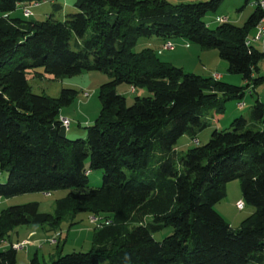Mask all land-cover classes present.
Instances as JSON below:
<instances>
[{"label": "trees", "instance_id": "trees-1", "mask_svg": "<svg viewBox=\"0 0 264 264\" xmlns=\"http://www.w3.org/2000/svg\"><path fill=\"white\" fill-rule=\"evenodd\" d=\"M49 1L0 0V171L7 172L0 198L67 193L50 214L37 203L0 211V241L20 226L58 227L65 217L87 213L101 219L91 250L50 264H264V105L255 101L248 118L215 129L206 144L184 155L175 151L179 138L194 140L218 122L219 96L239 102L249 85L264 84V76L255 77L264 53L245 45L260 10L241 27L224 22L214 29L204 18L224 0H76L62 21L8 17L19 4ZM150 37L217 50L227 72L246 86L185 73L152 49L133 51L139 38ZM39 69L54 78L84 71L108 76L86 138L68 139L59 120L75 90L62 89L57 98L31 92L27 74ZM119 85L149 95L127 105ZM95 170L101 186L92 188ZM235 179L254 212L233 230L213 206ZM167 227L171 234L155 241L153 233ZM16 256L10 244L0 250V264H16ZM29 264L44 263L34 255Z\"/></svg>", "mask_w": 264, "mask_h": 264}, {"label": "rangeland", "instance_id": "rangeland-1", "mask_svg": "<svg viewBox=\"0 0 264 264\" xmlns=\"http://www.w3.org/2000/svg\"><path fill=\"white\" fill-rule=\"evenodd\" d=\"M72 0V4H73ZM166 1V0H165ZM208 0H189L181 3H200L206 2ZM178 4V3H171ZM43 5V4H42ZM47 7V6H46ZM44 6H40L38 10L32 8L35 11V15H32L29 20L43 21L47 17L45 15L39 16L36 13H40ZM253 9L250 4H245L244 0H224L214 12L208 13L204 22L210 21V19H216L217 17L225 18L227 23L235 26H242L246 19L248 18L250 12ZM75 12V11H74ZM73 13V12H72ZM68 14V13H67ZM239 14L243 19L237 20ZM54 19L60 21V12L58 10L53 11ZM218 26V23H213L209 25L210 29H214ZM148 38H139L133 51L135 53L140 52L146 47ZM177 42H186L183 39H176ZM152 48V47H150ZM154 48V47H153ZM162 49V47H161ZM194 49L203 50V53L199 54L194 52ZM160 50L156 51V57L160 62L170 63L173 66H182L185 73H191L202 77H208L213 72H226L227 62L219 58L218 52L215 49H203L197 45L190 46V49H182L181 47H176L173 51L171 50ZM216 55L218 59H215L213 54ZM158 52V53H157ZM202 53V52H201ZM201 61V62H200ZM175 64V65H174ZM203 65H208L209 69L206 71L202 70ZM258 71L255 73V77L264 76V58L257 65ZM216 70V71H215ZM225 70V71H223ZM39 75L34 73L27 74V81L30 86L31 92L35 95H47L51 98H57L60 95L62 89H73L77 92L75 98L68 106L62 108L61 113L67 115V119L70 121V128L67 131V138L74 140L77 138H86V127L91 126L100 112V102L98 99V93L100 87L109 81L106 74L97 71H84L78 75L71 77H60L54 78L50 75L42 74V70L36 71ZM229 78H225L222 82L236 86L245 87L246 83L238 75L228 74ZM119 94H122L126 99V104L130 105L133 102L135 96H148V92L143 88H137L135 92L128 90L126 85H119L116 88ZM84 93L88 94V97H84ZM264 105V84L258 86L249 85L245 89L244 97L238 102L236 100H226L219 96V101L221 102L223 108V114L219 118L218 122L215 124H210L207 128L201 131L202 134L196 136L198 138V143L195 142L196 139L190 140L187 135L182 136L178 139L175 150L179 155H184L186 151L195 146H201L206 144L209 140L212 131L215 129L217 131H225L230 129L231 122L239 117L248 118L252 106L255 101L259 99ZM239 104H242L239 106ZM208 111V110H207ZM89 162L86 165L88 167ZM89 187L96 188L101 186L102 173L99 170L90 171L89 173ZM7 172L0 171V183L6 182ZM225 196L222 200L217 202L213 208L214 210L225 220V222L230 226L231 229L236 230L239 228L241 222L247 217L251 216L254 212L252 206L246 205L243 201L242 192L239 184V180H231L224 185ZM67 191L59 190L52 194L46 196L44 193H27L17 195L11 198H0V211L17 205H24L29 203H37L39 206V211L41 213H52L54 210V203L56 200L64 197ZM241 201L243 203V208L239 210L237 208V202ZM93 216L87 213H77L75 215H70L65 217L58 225V227H53L52 225H36L39 232L51 228L48 236L53 231H57L52 237L57 238L60 231H62L61 240H59L58 248L49 247V243L46 240L42 246L44 250L39 251V249H31L28 246L24 250L17 252L16 264H29L30 258L37 252V258L39 262L44 264H50L59 255H66L74 252H89L92 248V238L93 229L96 228L95 223L91 221ZM74 223V225H71ZM47 228H43V227ZM49 227V228H48ZM26 226H20L12 231L9 235L11 241H16V233L19 234L20 239L30 238V232H26ZM82 231V232H79ZM172 232L170 227L162 228L153 233V239L155 241H161L166 236L170 235ZM42 233V232H41ZM44 234V233H42ZM26 235V236H25ZM6 242V241H5ZM2 243V241H0ZM7 243V242H6ZM16 244V243H13ZM24 246L26 242L21 243ZM1 251L7 249V245L1 246ZM51 251V252H49ZM57 253V255L51 258L50 254ZM50 258V259H49Z\"/></svg>", "mask_w": 264, "mask_h": 264}, {"label": "crops", "instance_id": "crops-1", "mask_svg": "<svg viewBox=\"0 0 264 264\" xmlns=\"http://www.w3.org/2000/svg\"><path fill=\"white\" fill-rule=\"evenodd\" d=\"M75 1L76 0H74L73 1V4H72V0H54V1H49V2H43V3H40V4H38L37 6H34V7H32V8H35L36 10H38V8L40 7V6H44V8L42 9V11H40V13H36V15H39V16H42V15H45L44 17H49L50 15H52L53 16V11H55V10H58L59 12H60V21H62V20H64V18H65V16H66V14L67 13H72V12H74L75 11V8H74V3H75ZM167 2H169V3H181V2H185V1H189V0H166ZM244 3L247 5V4H249L248 3V1L247 0H244ZM43 4V5H42ZM47 6V7H46ZM251 8L253 9L251 12H250V14H249V16L255 11V8L254 7H252L251 6ZM31 12H32V15H35V11H33V9H31ZM242 14H239V16L237 17V20L236 21H239V19L241 18V19H243V17H240ZM248 16V17H249ZM8 17L9 18H22L23 16H22V14H21V12L19 11V10H17V9H15L13 12H11V13H9L8 14ZM54 17V16H53ZM217 18H219V17H217ZM216 18V19H217ZM216 19H210V21H208V22H205L206 23V25H207V27H209V25H211V24H213V23H217V21H216ZM247 20V19H246ZM35 21H37V20H35ZM245 23V22H244ZM218 25H220V23H218ZM241 27V26H240ZM210 28V27H209ZM253 32H254V29L249 33V35H252L253 34ZM185 41V40H184ZM174 44H175V47H174V49L176 48V47H181L182 49H186V50H188V49H190V46H191V44H189V43H187V42H177V41H174ZM146 47H149V48H145V49H152V50H156V51H158V50H161V47H162V45H163V42H162V40H160L159 38H157V37H150V38H148L147 39V43H146ZM185 45H187V46H185ZM150 47H152V48H150ZM154 47V48H153ZM253 47L254 48H256L257 50H259L260 52H262V53H264V45H260V44H255V45H253ZM173 49V50H174ZM144 50V49H143ZM173 50H171V51H173ZM194 52H198L199 54H207V53H203L204 51L203 50H199V49H194ZM202 52V53H201ZM209 52H211L210 54H213L212 53V51H209ZM209 54V53H208ZM212 56H214L215 57V59H218L217 57H216V55H212ZM201 62V61H200ZM170 64V63H169ZM171 65H173V64H171ZM175 65V64H174ZM206 66H208V65H203V67H202V70L204 71H206V68L207 69H209V67H206ZM175 67H178V68H181V69H183L184 70V68L182 67V66H175ZM216 71V70H215ZM223 71H225V70H223ZM229 73L227 72V70H226V72H212L211 74H210V76H208V77H212L213 79H216V80H220V81H222L223 79H225V78H229V75H228ZM128 90L130 91V90H133V91H131V92H135L136 90H134V89H131V88H128ZM259 101H260V96H259V99H258ZM61 115L62 116H64V117H67V115H65V114H62L61 113ZM204 131V130H203ZM199 134H202L201 133V131L197 134V135H199ZM200 136V135H199ZM196 140H195V142L196 143H198V138H195ZM190 140H191V138H190ZM176 151V150H175ZM177 152V151H176ZM40 226V225H39ZM49 226V225H48ZM38 226H36V225H29V226H26V232H28V235H29V232H30V238H28L27 239V237L26 238H23L22 240L20 239V236H19V234H17L16 233V237H17V240L16 241H11V239H8V241H7V247L10 245V244H13V243H25L26 242V245H25V247L26 246H28L29 248H31L32 250L33 249H39V251H42V250H44V246H42V244L43 243H49V247H56V248H58V246H59V240H61L60 239V237H62V231H60V233L58 234V236H57V241L55 242V243H52V242H50L52 239H54L55 238V236L54 237H52L57 231H53V232H51V234L48 236V233H49V231L51 230V228H49V229H46L45 231L44 230H42L41 232L42 233H44V234H42L41 232H39L40 230L37 228ZM43 228H47L46 226L45 227H43ZM95 229V228H94ZM94 229H93V236H94ZM39 230V231H38ZM49 230V231H48ZM79 232H82V231H79ZM57 234V233H56ZM26 236V235H25ZM47 239V240H46ZM46 240V242H44ZM92 242H93V238H92ZM25 247H24V249H25ZM23 249V250H24ZM49 252H51V251H49ZM35 255L37 256V252L35 251ZM57 255V253L55 252V253H53L52 255L50 254V256H51V258L53 257H55ZM31 259V258H30ZM50 259V258H49Z\"/></svg>", "mask_w": 264, "mask_h": 264}, {"label": "built area", "instance_id": "built-area-1", "mask_svg": "<svg viewBox=\"0 0 264 264\" xmlns=\"http://www.w3.org/2000/svg\"><path fill=\"white\" fill-rule=\"evenodd\" d=\"M248 3L250 4V6L254 7L255 9L260 10V12L262 13V16L259 19L258 23L256 24L253 34L248 35L246 37L245 45L248 47H252L255 44L264 45V0H248ZM37 5L38 4H33V5L19 4L16 6V9L21 12V14L24 18L28 19L32 16V12H31L32 7L37 6ZM216 21H217V23H224V22H226V19L219 17L216 19ZM185 46H187V45H185ZM174 47H175L174 42L171 40H168V41L163 43L161 50H163V51L173 50ZM85 96L88 97V94L84 93V97ZM241 105L242 104H239V106H241ZM59 120L66 130H68L70 128V121L66 117L61 115L59 117ZM45 195L48 196V194H45ZM237 208L239 210H241L243 208V203L241 201L237 202ZM91 221H93L95 223V225H96L95 227H97V228L100 227L101 219L93 216L91 218ZM56 241H57V239L54 238L50 242L55 243ZM5 244H6V242L2 241V243H0V247L4 246ZM11 247L13 249H15L17 252H19V251H22L25 246H24V244L22 245L21 243H16V244H11ZM0 250H1V248H0Z\"/></svg>", "mask_w": 264, "mask_h": 264}]
</instances>
